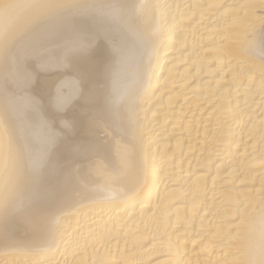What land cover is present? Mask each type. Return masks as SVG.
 <instances>
[{"label":"bare ground","instance_id":"obj_1","mask_svg":"<svg viewBox=\"0 0 264 264\" xmlns=\"http://www.w3.org/2000/svg\"><path fill=\"white\" fill-rule=\"evenodd\" d=\"M0 264H264V0H0Z\"/></svg>","mask_w":264,"mask_h":264}]
</instances>
